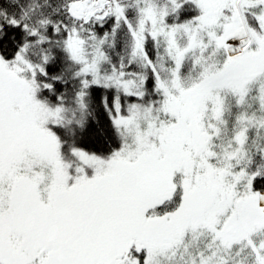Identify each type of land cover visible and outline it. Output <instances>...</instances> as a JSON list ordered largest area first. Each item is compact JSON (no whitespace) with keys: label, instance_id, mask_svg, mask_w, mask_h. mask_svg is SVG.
<instances>
[{"label":"snow or ice","instance_id":"1","mask_svg":"<svg viewBox=\"0 0 264 264\" xmlns=\"http://www.w3.org/2000/svg\"><path fill=\"white\" fill-rule=\"evenodd\" d=\"M0 264H264V0H0Z\"/></svg>","mask_w":264,"mask_h":264}]
</instances>
